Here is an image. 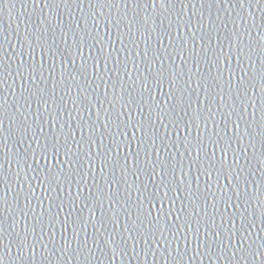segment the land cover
Segmentation results:
<instances>
[{
  "label": "water",
  "instance_id": "95a60500",
  "mask_svg": "<svg viewBox=\"0 0 264 264\" xmlns=\"http://www.w3.org/2000/svg\"><path fill=\"white\" fill-rule=\"evenodd\" d=\"M261 204L264 0H0V264H264Z\"/></svg>",
  "mask_w": 264,
  "mask_h": 264
},
{
  "label": "snow or ice",
  "instance_id": "6c2138e0",
  "mask_svg": "<svg viewBox=\"0 0 264 264\" xmlns=\"http://www.w3.org/2000/svg\"><path fill=\"white\" fill-rule=\"evenodd\" d=\"M126 2H128V0H126ZM157 2V0H153V3L155 4ZM160 3H168L170 2V0H159ZM97 3H100L102 5H106V4H115V0H97ZM145 23H147V21H145ZM239 39V37H238ZM39 40L43 41L44 43H46L47 41V31L45 30L44 32L41 33L40 37H39ZM44 43H41L40 44V47L43 48L44 47ZM31 47V45H30ZM237 48L239 50L240 53H243V48L240 47L239 44H237ZM34 50V49H33ZM53 55H55V53L53 52L52 53ZM107 59V58H106ZM97 64H99V61H97ZM34 69H33V82H35V79H34ZM219 71V69H218ZM222 75V73H221ZM245 75L247 76V73H245ZM158 83H161L162 84V81H159ZM239 84L241 86V90H243L245 93L247 91L246 88H244L243 86L246 84V81L242 78L240 81H239ZM145 88H147V85L145 84ZM238 127V126H237ZM143 131V129H141ZM154 143V141H153ZM49 147H51L52 149V153L54 156H59L60 155V148L58 146V144H51L49 145L48 143H45L44 145H41L40 146V156H42L43 158L47 159L48 157V149ZM36 151L33 150V157L36 158ZM65 155H67V153H65ZM25 166L26 167H31V165H28L27 162L25 161ZM57 179L56 177L52 176L51 174H49L48 177H46V180L48 181L49 184H51L53 182V180ZM235 180L239 181L240 179V176L237 175L236 177H234ZM231 182V181H230ZM165 187V192H164V196L163 197H160L159 195V192H155V193H148V197L150 198V201L151 199H154V198H158L160 203L163 204L164 201L168 198L169 196V192L171 191L170 188H168L167 185L164 186ZM171 203L174 204V201H170ZM154 206V205H153ZM261 208L264 209V204H261ZM162 211V209H161ZM177 219H179V217H176ZM247 218L246 217H243L242 216V220H246ZM244 238L241 236V240H243ZM230 242H231V239H230ZM178 256L181 255V253H177ZM177 264H179V260H177Z\"/></svg>",
  "mask_w": 264,
  "mask_h": 264
}]
</instances>
